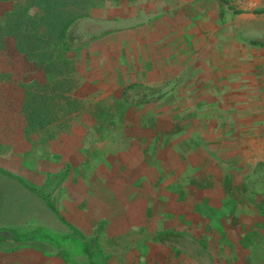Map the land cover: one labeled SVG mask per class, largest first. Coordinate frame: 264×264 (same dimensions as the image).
I'll use <instances>...</instances> for the list:
<instances>
[{"label": "crops", "instance_id": "1", "mask_svg": "<svg viewBox=\"0 0 264 264\" xmlns=\"http://www.w3.org/2000/svg\"><path fill=\"white\" fill-rule=\"evenodd\" d=\"M257 4L264 8V0ZM228 8L227 18L242 24L218 23L222 29L252 30L264 18L257 9ZM184 28L194 30L193 22ZM150 30L122 40L119 55L127 86L159 95L121 103L134 109L126 123L142 134L25 137L29 168L41 160L46 169L32 170L58 177L51 209L37 203L0 226V240L16 238L6 228L24 227V236L51 243L53 250L29 249L30 264H264V42L244 48L233 37L216 61H186L193 32L178 52L174 39ZM78 99L66 105L69 116L37 124L106 126L118 118L107 97L88 102L85 115Z\"/></svg>", "mask_w": 264, "mask_h": 264}, {"label": "rangeland", "instance_id": "2", "mask_svg": "<svg viewBox=\"0 0 264 264\" xmlns=\"http://www.w3.org/2000/svg\"><path fill=\"white\" fill-rule=\"evenodd\" d=\"M228 1L236 9L263 8L257 0ZM227 8L220 0H0V217H8V221L0 220V226L35 211L37 203L50 207L58 194V177L40 173L46 169L41 160L31 169L27 165L31 156L26 157L25 148L30 146L25 137H74V133L82 137H132L130 133H143L141 127L126 123L128 116L136 114L134 109L121 105L134 106L159 95L129 88L120 76L122 40L142 38L153 28L150 31L158 39H174L179 52L181 39L193 32L196 45L193 54L185 52L184 59L198 56V61L204 62L216 61L217 53L231 49L233 37L244 43V48L255 49L264 42L262 17L253 21L252 30L218 26L227 21L242 24L233 14L227 18ZM190 22L192 31L184 28ZM149 24L152 27L146 28ZM62 31L67 33L65 39ZM201 33L202 37L196 36ZM183 75L178 84L185 81ZM106 97L118 114L110 125L37 124L50 123L57 115L69 116L74 110L65 107L78 98L84 104L78 110L85 115L90 112L88 102L104 103ZM97 114L103 119L105 111L98 109ZM32 169H39V173ZM258 179L264 181V175ZM5 231L18 237L0 240V264H30L25 260L29 249H54L44 239L24 236V227Z\"/></svg>", "mask_w": 264, "mask_h": 264}, {"label": "trees", "instance_id": "3", "mask_svg": "<svg viewBox=\"0 0 264 264\" xmlns=\"http://www.w3.org/2000/svg\"><path fill=\"white\" fill-rule=\"evenodd\" d=\"M220 1H221L222 3L228 5L229 7H231V5L229 4V2H228L227 0H220ZM234 12H235L236 14L244 13V11H242V10H237V9H234ZM254 13H255V14H264V8H262V9H257V10L254 11ZM72 23H73V22H70V23L67 24L64 28H68ZM62 32H63L62 38L65 39V38L67 37V33L64 32V31H62ZM254 44H257V43L254 42Z\"/></svg>", "mask_w": 264, "mask_h": 264}]
</instances>
